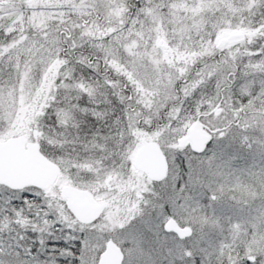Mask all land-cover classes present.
Wrapping results in <instances>:
<instances>
[{
	"label": "snow or ice",
	"instance_id": "6c2138e0",
	"mask_svg": "<svg viewBox=\"0 0 264 264\" xmlns=\"http://www.w3.org/2000/svg\"><path fill=\"white\" fill-rule=\"evenodd\" d=\"M60 6L70 9L73 17L71 21H65L63 19L64 14L60 13L59 22L53 23L52 17L57 14L44 13L37 15L27 30L21 28L18 36L15 34V30L7 29V26L0 27V36L3 37L0 40V63L9 64L15 73V83L9 86L8 82H4V87L0 88V111L17 106V85L20 86L19 99L21 103L19 107L31 110L32 115L29 118L34 119L37 124H39V118L47 112L49 96L55 97L53 89L69 94L75 92L78 101L82 96H87L90 103H95L99 96L103 98L104 104L119 103L122 106L127 104L131 108L134 100L137 106L144 105L148 108L149 114H152L153 108L157 109L158 114L161 104L167 106V102L171 100L174 103L169 113V119L180 121L183 125V131L180 128L175 129V131L183 137V132L192 126V119L185 117L184 120H180L182 112V108L179 107L181 94L184 100H188L214 80L215 94L206 96L201 93V96L194 101L196 113L194 118L203 117L205 121L212 122L221 140H228L229 134L232 133L233 118L236 121L242 120L239 116L240 112H255L252 119L256 120L261 129L264 130V80L260 81L258 91H253V85L250 83L246 82L241 85L240 95L247 99L246 104L243 101L234 104L230 96L226 95L231 91L234 83L233 80L229 79V75H235L234 68L236 67L237 56L234 53H222L220 60L214 64L205 62L203 68L199 69L195 76L190 75L189 65L196 63L197 58L216 55V46L212 44V37L220 27L219 21L213 25L211 32L203 30V21L193 26L181 23L179 29L181 43L173 45L172 48H164L163 57H161L159 49L163 47V42L158 37L166 25L163 20H161L162 29H156L155 25L157 17L163 15L161 9L166 5L158 4L156 0H140V3L134 6L129 4V0H78V2L77 0H65V3ZM132 7L136 9L135 18H130ZM259 7H264V0H261ZM100 9L103 11L93 19V14ZM77 17L79 19H76ZM37 21L39 22L37 23ZM169 22L176 23L172 20ZM261 28L264 29V23H262ZM194 30L201 37L202 42L192 47L191 33ZM26 32L27 34H25ZM175 34L176 29H174ZM185 36L188 37L187 41H185ZM259 38L264 39V31L260 32ZM84 43L89 44L93 50L92 55L97 57L95 64L91 55L80 54L76 56L75 50L83 47ZM181 47L183 48L182 51ZM257 55L261 57L259 63L252 61L245 67L256 68L258 71L264 72V45L261 46ZM123 58L128 59L133 69L145 66V71L143 73L127 71L128 64L123 68L121 67ZM100 61L103 62L106 70L102 80L85 83L83 79L78 80L74 76V65L77 64L98 74ZM165 64L167 67H164ZM147 66H151V72L147 70ZM108 72L115 73L116 78L109 76ZM179 81H183V83L177 89L176 85ZM125 88L129 92H135V98L132 95L126 96L124 94ZM109 90L113 97L112 100L107 98ZM160 97L162 99L158 100L157 98ZM77 112L89 114L87 108L78 106L73 108L72 105H69L68 108H58L55 117L56 123L61 127H66L71 120L73 121L72 127H79L78 121H75ZM91 115L97 119H102L107 115V112L94 111ZM126 115L131 129L135 119L145 114L132 108L131 112H126ZM214 117L217 119L223 117L220 120L223 127L215 123ZM241 126L245 130L239 133L238 137L236 133H233V139L239 138L251 150L254 144L247 134V127L250 126L249 121L243 120L242 125L237 124V128ZM168 130H171L170 125L166 129L158 127L155 132L151 133V137L159 144L165 131ZM37 133L43 135L39 128H37ZM134 135L140 136L142 133L136 132ZM207 139L211 141L215 137L209 136ZM257 143L260 154L264 155V140ZM184 145V139H181L179 143L169 142V147L172 149ZM93 147L106 150L105 146L95 143ZM206 147L207 145H205ZM211 159L209 158V163ZM106 175L111 179L112 174L106 173ZM96 179L102 184L105 182L99 174ZM261 181L264 183V170L261 173ZM88 187L91 190L95 185L89 183ZM209 190L211 195L208 199L213 204L222 199V196L216 194V190L211 184ZM137 191H139V186ZM181 191H183V187H181ZM220 191L223 192V187ZM25 193H31L33 200L25 199ZM16 199L22 201L23 207L15 206L12 197H8L4 202L3 211L10 212L12 216L18 218V223L24 221L21 226L25 227L26 230L31 227L33 231L38 230L48 237H52L55 224H61V233L67 232V235L62 237L63 247L59 249L60 257L71 258L72 264H98L99 255H92L94 249L90 241L89 230L92 226L101 229L107 227V223H98L103 217H98L97 221L86 224L74 214L66 210L60 211L57 202L46 195L43 188L32 185L20 191ZM37 199H43L44 203L35 204L33 201ZM25 209L28 210L29 215H34L37 221L42 220L43 227L38 223L28 222L25 217ZM128 211L134 216L140 209L135 203H131ZM41 212L43 213L42 217ZM257 220L259 224L256 222ZM109 223L113 227L116 226V220L112 218H109ZM119 223L123 227V221L119 220ZM250 223L251 228L245 231L243 235L240 234V229L245 225H241L239 222L236 224L233 241L239 239L240 245L236 246H243L246 253L245 258L238 260L229 257L230 264H264V212H261ZM231 224L232 221L229 218V225L231 226ZM77 232L81 234L79 239L76 236ZM249 236L251 239H248ZM39 244L40 248L35 254H33L32 247L23 249L27 259H21L20 252H15L11 245L8 246L7 250L0 245V257H8V259H0V264H61V260L56 257L57 249H51L52 255H47L49 250L47 240L43 235L39 239ZM70 244L74 245V248L69 247ZM233 246V244L228 245L229 249ZM42 255L46 257L43 260L41 259ZM64 264H68L66 259Z\"/></svg>",
	"mask_w": 264,
	"mask_h": 264
},
{
	"label": "rangeland",
	"instance_id": "374dc122",
	"mask_svg": "<svg viewBox=\"0 0 264 264\" xmlns=\"http://www.w3.org/2000/svg\"><path fill=\"white\" fill-rule=\"evenodd\" d=\"M156 2L166 5L161 9L163 15L157 17L156 25L161 24V20H163L167 28H172V33H174V29L176 32L180 29L181 23L193 26L201 21L204 22L203 30L211 32L213 25L219 21L220 27L212 37L215 44L223 32H242L243 41L234 47L227 48L224 52L234 53L237 56L235 65L239 69L241 68L237 75L230 78L234 83L231 91L226 95L230 96L234 104L238 101H243L246 104L247 99L240 95L241 85L246 82L250 83L253 85V91H258L260 81L264 80V72H260L256 68L245 67L252 61L259 63L253 59L252 55L260 52L261 46L264 45V39L259 38L260 32L264 31L261 28L264 23V15H262L264 9L259 7L261 0H156ZM64 3L65 0H0V27L9 19L13 21L18 17L20 20L19 29L27 30L37 15L44 13L57 14L52 17L53 23L59 22L60 13L64 14L63 19L67 21L69 17L71 19L73 17L69 8L60 6ZM102 11L100 9L93 16L100 15ZM253 11L254 14H252ZM170 20L176 21V23H170ZM7 29H10L9 25H7ZM76 31L78 32V30ZM167 41H169L168 38ZM193 42L197 44L202 42L195 30L193 31ZM179 44L180 42L176 43V45ZM86 46L88 47L89 44L86 43ZM4 82H8L9 86L15 83V73L9 64L0 63V88L4 87ZM19 87L17 85V106L0 111V142L9 137L24 135L30 142L38 141L42 145L44 153L47 154V145H49V138L52 134L44 122L47 112L39 118V124L34 119H30L31 110L19 107L21 103ZM186 110L185 107L182 108L183 113ZM194 114L195 111L186 113L181 117V120H184L185 117L190 118ZM254 114L253 111L244 112L240 122L242 125L243 120L249 121L250 126L247 127V134L254 144L251 150L239 138L233 139V133H236L238 137L239 133L245 130L241 126L232 130L228 140H219L217 137L216 143L199 158L182 151L179 155L183 165L181 185L176 190L174 186L164 190L162 194H165V198L162 202L157 200L154 195H151L152 198L149 201L141 194L143 190L134 192L131 182L128 187H121L120 181L116 180L117 172H110L111 179L106 173H103L100 176L105 181L103 184L89 174L80 175V166L76 165L79 163L70 162L71 159L62 153L52 157L53 162L60 167V175L55 185L45 193L57 202L60 211H65L64 202L59 196L62 187L68 184L74 188L89 190V183L95 185L90 191L96 196V200L105 202L107 205L102 216L103 219L98 223H107L108 226L102 229L95 226L90 227L89 235L94 256L100 255L104 251L106 242L112 240L123 254L122 264H222V262L230 264L229 257L238 260L245 258L246 253L243 246H236L240 245L239 239L233 241V232L237 222L245 225L240 229V234L243 235L251 228L250 221L259 216L260 206L257 208L259 205L257 201L264 200V183L261 181L264 155L260 154L257 143L264 140V130L256 120L252 119ZM185 122L187 123V121ZM37 128L43 135H38ZM58 130L56 141L60 148H63V142L70 133L66 128ZM168 131L171 134L179 135L175 128ZM143 142V140H136L132 145L130 143L126 145L121 160L126 161L129 157L130 146H133L134 151L131 153L133 156L130 155L132 161L135 152ZM209 158H212L210 163ZM172 168L174 170V166ZM134 177L137 182H144L150 187L148 181H144L141 175ZM171 183L172 176L158 187L164 189V184L167 186ZM210 184L216 190V194L222 196V199L215 204L208 199L211 195ZM105 186H110L112 191L106 192ZM181 187H183V191H181ZM221 187H223L222 193ZM115 190L116 192H114ZM19 194L20 191L11 192L0 187V245L7 250L9 245L14 246L21 242L23 251V249L31 247L32 244L33 254H35L40 248L39 239L43 235L47 240L49 250L47 255H52L51 249H57L56 257L61 260V264H64L65 259L68 264H72L71 258L60 257L59 254V249L63 247L62 237L67 235V232L61 233V224H55L54 235L48 237L38 230L33 231L31 227L26 230L21 226L24 221L18 223V218L12 216L10 212L3 211L4 202L8 197H12L15 206L23 207L22 201L16 199ZM134 195L137 197L132 199ZM24 198L33 200L31 193H25ZM33 202L37 205L44 203L43 199ZM131 203H135L140 209L134 216L128 211ZM261 207L264 209V202ZM40 215L42 217L43 213L41 212ZM25 217L28 222L38 223L43 227L42 220L37 221L34 215L28 214L27 209H25ZM109 218L116 220L115 227L109 223ZM117 218L119 219L117 220ZM168 218H172L181 228L191 229L193 233L184 239L164 233L163 224ZM229 218L232 221L231 226ZM119 220L123 221V227L120 226ZM256 222L259 224L258 220ZM80 235L79 232L76 233L77 239ZM248 239H251V236ZM229 244L234 246L229 249ZM69 247L74 248V245L70 244ZM22 256V259H27L24 252ZM45 258V255L41 256L42 260ZM0 259H8V257H0Z\"/></svg>",
	"mask_w": 264,
	"mask_h": 264
},
{
	"label": "flooded vegetation",
	"instance_id": "af4514ba",
	"mask_svg": "<svg viewBox=\"0 0 264 264\" xmlns=\"http://www.w3.org/2000/svg\"><path fill=\"white\" fill-rule=\"evenodd\" d=\"M140 3V0H129L130 5H136ZM135 7L131 8V17L135 18ZM98 14H95L92 18L95 19ZM78 18V17H77ZM76 18V19H77ZM71 21V17L67 21ZM19 19L18 17L15 18L13 21L8 20V22H4L2 27L5 26V24L10 26L11 30H15V34L17 36L19 35ZM11 22H13V26L11 25ZM82 22V21H81ZM6 25V26H7ZM166 25V24H165ZM139 27V25H137ZM156 29H162V25L158 24L155 25ZM172 28H163L160 31L159 39L163 42V47L159 49L161 57H163L164 48H172L173 45H176L177 42H180L179 40V30H177L176 34L172 33ZM155 35V32L153 33ZM192 40H193V32L191 33ZM167 38L169 41H167ZM3 37L0 36V40H2ZM188 40V37L185 36V41ZM197 42V41H196ZM217 42L214 44L212 40V44L216 46V55L214 57H208L204 56L202 58H197V62L194 64L189 65L191 69V76H195L197 71L201 68H203L204 63L207 62L208 64H214L217 60L221 59L222 53L225 52L227 48L234 47L227 46L223 49L217 48ZM181 43V42H180ZM197 43H194L191 45L192 47H195ZM66 47V46H65ZM151 50V49H150ZM183 48L181 47V51ZM93 50L90 49V47L86 46V43H84L83 47L77 48L75 50L76 56H79L80 54H83L85 56H92V61L95 64L97 61V57L95 55H92ZM147 65V62H145ZM128 64V67L126 68L129 72H140L143 73L145 71V66H140L136 69H133L131 65L128 62L127 58H123L121 67H125V65ZM100 66V72L97 74L96 72L91 71L89 68L81 66V65H74L75 72L74 76L79 80L83 79L85 83L89 82H96L99 80H102L103 76L105 75V67L102 61L99 62ZM164 67H167L165 64ZM147 70L151 72V66H147ZM239 69L238 67H235V75H237ZM109 76H112L113 78H116V74L113 72H108ZM234 75V76H235ZM229 75V79L231 77H234ZM181 83L183 81L177 82V89H179ZM53 92L55 93V97L52 96L49 97V104L47 108V115L45 119V124L50 128V131L52 132L51 137L49 138V145H47L48 151L47 154L44 153L43 147L38 141L37 143L40 148V152L50 161L53 162L52 157L55 155L62 153L64 156H66L68 159H71L70 162L79 163L76 165L80 166V175H91L94 176L96 179L97 175L101 176L103 173H110V172H117L116 174V180L120 181V186H127L128 184L132 185V188L134 189V192H140L142 191L143 197H146L150 201L152 198L151 195H154L157 200L160 202L164 201L165 194L163 195L162 192L164 190H167L172 188L174 186L175 190L179 188L182 182V159L180 158V154L182 151H185L192 155L193 157L199 158L206 154L207 150L212 147L216 143V138L218 137L219 140V134L217 132L211 134L212 137H215V139L211 140L207 147L205 148V151L201 154H196L190 150L189 146H185L183 148H175L172 149L169 147V142L175 141L178 143V140L182 138L180 135L171 134L170 131H165L164 137L161 139L160 143H156V141L151 137V133L155 132L158 127L167 128V126H171V128H180L183 131V125L180 123V121H177L175 119H169V113L171 112V109L173 107L174 101H168L167 106L161 104L158 114L157 109L153 108L152 114H149V109L144 107V105L137 106L133 100L132 107L129 108L127 104L120 105L119 103H110V104H104L102 97H97V100L95 103H90L87 96H82L81 99L78 101L76 99L77 93L73 92L71 94L65 93L63 91H58L56 89H53ZM201 93L204 95H214L215 94V81L209 83L207 87L202 88L200 91H198L194 96H192L188 100H184L183 96L181 94V103L179 104L180 108L185 107L187 110L183 113L181 112V117L184 116L186 113H194V101H196L200 96ZM124 94L132 95L135 98V92H129L127 88L124 89ZM67 96V99L65 97ZM107 98L109 100H112V94L109 90L107 93ZM162 99V97L158 98ZM69 105H72L73 108H76L77 106L80 108H87L88 109V115H85L82 112H77L75 116V121H78L79 127H72V122L69 121L66 127H61L59 124L56 123V112L58 108H68ZM132 108H134L137 112H143L145 115L140 116L135 119L133 125L129 126V119L126 115V112H131ZM94 111H100V112H107V115L102 119H97L93 115H91ZM193 111V112H192ZM167 113V116L164 114ZM244 114V112H240L239 116ZM230 115V114H229ZM196 116V113L190 118L192 119V125L196 124L199 126L202 131H214L216 127L213 126L212 122L205 121L203 117L200 118H194ZM166 120V123H163L162 126H160L158 123L154 124L155 121H161ZM223 117L220 119L213 118L215 123L220 124V120H222ZM117 121H119L117 123ZM147 121V122H146ZM241 121L233 120V129L237 128V124H240ZM186 123V122H185ZM152 125L154 130H146L149 128V126ZM221 127H223L222 124H220ZM59 128H66L69 131V136L64 140V147L60 148V145L56 141L57 133ZM232 129V130H233ZM198 130V129H197ZM200 130V131H201ZM200 131L197 132L200 134ZM140 132L142 135L137 136L134 135V133ZM185 134V131L183 132V135ZM35 137H37L36 134H34ZM175 136V137H174ZM10 138V137H9ZM6 140V139H5ZM143 140L144 142L142 145L137 149L135 152L134 158L131 161V157L133 154H131L134 151L133 146H130L128 158L126 161L121 160L123 150L126 148V145H129V143L132 145L134 141ZM4 141V140H3ZM98 144L106 147V150H101L100 147H93V144ZM154 143L158 146V149L162 156L164 157V161L166 164V170L164 173V176L160 180H151L148 178L147 174L138 171L135 168V157L138 152V150L145 144ZM221 144V143H219ZM219 154V153H218ZM55 163V162H54ZM74 163V164H75ZM95 166V167H93ZM174 166V170L173 167ZM60 169V167H59ZM98 169V171H97ZM173 172V173H172ZM142 176L144 181L147 180L150 184V187H148L144 182H137L135 180L134 176ZM172 176V183L169 185L164 184V189L159 188L160 184H162L166 179L171 178ZM59 177V176H58ZM58 179V178H57ZM57 181V180H56ZM135 181V182H133ZM115 183V182H114ZM118 184V183H115ZM55 185V184H54ZM53 185V186H54ZM139 186V191H137V188ZM64 187H70L79 191L87 192L92 200L96 203L102 204L103 209L99 213L98 217H102L106 211L107 205L105 202L96 200V196L91 192L90 190H87L85 188H74L71 185H66ZM63 188V187H62ZM149 188L147 191L144 189ZM106 192L112 191L110 189V186H105L104 188ZM60 192V191H59ZM116 192V190L114 191ZM207 194V192H205ZM162 196V197H161ZM137 195H134L132 199L136 198ZM161 198V199H160ZM63 201V200H62ZM64 205L67 212H70L69 209L66 207V201L64 200ZM260 206V210L258 211L259 215L261 212H264V209H261V205L263 204L264 200L257 201ZM71 213V212H70ZM97 218L94 221H97ZM172 218H168L166 221L170 220ZM173 220V219H172ZM165 221V222H166ZM174 221V220H173ZM99 222V221H98ZM164 222V223H165ZM175 222V221H174ZM176 223V222H175ZM164 225V224H163ZM177 225V224H176ZM178 226V225H177ZM179 227V226H178ZM181 228V227H180ZM186 228V227H185ZM163 229V228H162ZM166 233V232H164ZM192 230L190 229V235L192 234ZM166 234H172L174 233H166ZM110 241V240H108ZM107 241V242H108ZM112 241V240H111ZM106 242V243H107ZM114 243V242H113ZM106 245V244H105ZM105 249V248H104ZM123 255V254H122ZM100 256V255H99Z\"/></svg>",
	"mask_w": 264,
	"mask_h": 264
},
{
	"label": "water",
	"instance_id": "95a60500",
	"mask_svg": "<svg viewBox=\"0 0 264 264\" xmlns=\"http://www.w3.org/2000/svg\"><path fill=\"white\" fill-rule=\"evenodd\" d=\"M243 38L240 31L223 32L218 38L217 48L223 49L238 44L243 41ZM198 127L196 124L192 125L181 139L185 140L183 147L189 146L192 152L201 154L205 151V145L210 142L207 137L217 131H202ZM197 129L201 130L200 134ZM135 168L147 174L151 180L163 178L166 164L156 144H145L138 150ZM59 175V166L47 159L40 152L39 145L28 141L26 136L10 137L0 142V186L10 191H21L32 185L46 191L55 184ZM59 196L61 200L66 201L69 211L86 224L94 221L103 209V205L94 202L87 192L63 187ZM163 231L174 233L179 239L190 236L189 228L178 227L172 219L164 223ZM122 261L123 255L120 248L111 240L108 241L99 256L98 264H122Z\"/></svg>",
	"mask_w": 264,
	"mask_h": 264
},
{
	"label": "trees",
	"instance_id": "16d2710c",
	"mask_svg": "<svg viewBox=\"0 0 264 264\" xmlns=\"http://www.w3.org/2000/svg\"><path fill=\"white\" fill-rule=\"evenodd\" d=\"M264 9V7H262ZM259 53V52H258ZM253 59H255L257 62L260 61L261 57L257 55V53H254L253 55ZM239 69V68H238ZM241 70V68L239 69ZM13 249L15 250V252H20L21 254V259H22V255H23V251H22V247H23V243L19 242V244H14V246H12ZM31 247L33 248V245L31 244ZM34 249V248H33Z\"/></svg>",
	"mask_w": 264,
	"mask_h": 264
},
{
	"label": "clouds",
	"instance_id": "9594fccd",
	"mask_svg": "<svg viewBox=\"0 0 264 264\" xmlns=\"http://www.w3.org/2000/svg\"><path fill=\"white\" fill-rule=\"evenodd\" d=\"M164 115L167 116V113H165ZM157 123H158L160 126H162L163 123H166V120H163V119H162L161 121H158V122L154 120V124H157ZM146 130H154V129H153V126L150 125L149 128L146 129Z\"/></svg>",
	"mask_w": 264,
	"mask_h": 264
}]
</instances>
